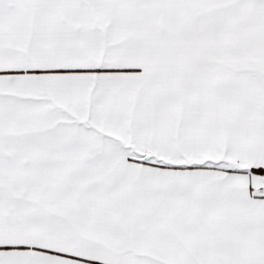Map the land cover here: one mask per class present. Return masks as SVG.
<instances>
[{
    "label": "snow or ice",
    "instance_id": "6c2138e0",
    "mask_svg": "<svg viewBox=\"0 0 264 264\" xmlns=\"http://www.w3.org/2000/svg\"><path fill=\"white\" fill-rule=\"evenodd\" d=\"M0 264H264V0H0Z\"/></svg>",
    "mask_w": 264,
    "mask_h": 264
}]
</instances>
